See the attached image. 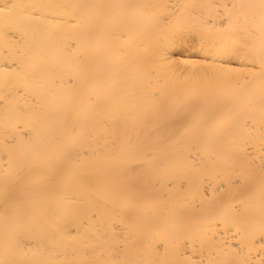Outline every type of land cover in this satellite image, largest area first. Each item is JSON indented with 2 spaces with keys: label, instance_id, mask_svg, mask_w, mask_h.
Masks as SVG:
<instances>
[{
  "label": "bare ground",
  "instance_id": "bare-ground-1",
  "mask_svg": "<svg viewBox=\"0 0 264 264\" xmlns=\"http://www.w3.org/2000/svg\"><path fill=\"white\" fill-rule=\"evenodd\" d=\"M0 264H264V0H0Z\"/></svg>",
  "mask_w": 264,
  "mask_h": 264
}]
</instances>
